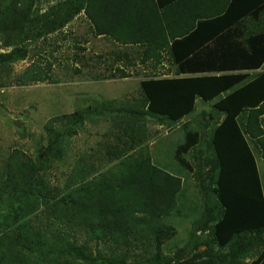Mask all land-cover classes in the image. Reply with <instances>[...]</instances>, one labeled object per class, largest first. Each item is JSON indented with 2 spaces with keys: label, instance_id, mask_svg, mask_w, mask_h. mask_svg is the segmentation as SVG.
<instances>
[{
  "label": "trees",
  "instance_id": "trees-1",
  "mask_svg": "<svg viewBox=\"0 0 264 264\" xmlns=\"http://www.w3.org/2000/svg\"><path fill=\"white\" fill-rule=\"evenodd\" d=\"M48 1L0 0V81L31 45L54 35L65 41L80 15L94 38L118 48L110 73L89 80L131 78L137 62L146 73L135 97L51 117L33 154L7 153L0 264H264V0ZM51 70L32 60L15 83H58ZM197 100L211 104L212 120L182 125L174 174L152 160L149 123L178 124ZM91 117L108 129L53 181L50 169ZM186 172L200 207L184 197ZM191 215L187 242L165 252L177 235L171 221ZM185 252L191 258L182 263Z\"/></svg>",
  "mask_w": 264,
  "mask_h": 264
},
{
  "label": "rangeland",
  "instance_id": "rangeland-1",
  "mask_svg": "<svg viewBox=\"0 0 264 264\" xmlns=\"http://www.w3.org/2000/svg\"><path fill=\"white\" fill-rule=\"evenodd\" d=\"M52 1L48 2L53 3ZM63 34L66 36L65 41H62L60 35H54L44 42L38 41L31 45L26 60L13 64L7 74H1L3 80L0 81V165L12 149L20 148L33 154L39 144L45 142L44 124L51 117L71 113L76 108L82 109L87 104L95 105V102L98 101L121 99L126 96L130 98L138 95L139 82L146 73L138 62L135 66H129L128 70L133 73L131 78L102 81L88 79V74L102 78L110 73L106 67L110 66L114 57L111 59L109 53L118 48L116 49L113 43L103 38H94L83 15L70 23L64 29ZM0 52H4V50H0ZM76 55L77 63L74 62ZM100 56H102L101 62L98 60ZM36 59L40 62L49 61L52 64L50 75L53 79H58V83H37L27 86H18L15 83L16 76L32 60ZM123 61L117 62L122 64ZM167 64L169 63L167 62ZM75 67L81 70V75L73 74ZM170 68L167 65V69ZM71 75L74 76L72 79H70ZM210 105L197 100L195 111L171 127L149 123L151 135L148 144L152 160L157 166L179 174L175 167L173 153L175 145L183 137L182 125L188 123L190 128L198 129L195 124L199 121L212 120ZM204 111L207 116L201 115ZM91 118L87 120L85 127L70 139L68 156L50 169L49 176L53 181L62 177L63 171L70 165L76 153L95 147L101 140V135L108 129V122H104L100 118ZM93 118L96 120L94 121ZM259 164L262 174H264L262 162L259 161ZM182 174H185L182 176L185 184L184 197L189 200L190 206H198L200 195L195 187V180L187 172ZM181 216L171 221L177 230V235L164 245L165 252H177L188 240V231L194 215ZM204 250L205 247H201L199 252ZM190 258L191 254L188 252L181 255L182 263L189 261Z\"/></svg>",
  "mask_w": 264,
  "mask_h": 264
},
{
  "label": "crops",
  "instance_id": "crops-1",
  "mask_svg": "<svg viewBox=\"0 0 264 264\" xmlns=\"http://www.w3.org/2000/svg\"><path fill=\"white\" fill-rule=\"evenodd\" d=\"M161 66L164 67V69L161 72L165 71L166 73H168V75L174 73V67L173 66L169 69L170 71L167 69V65L162 64Z\"/></svg>",
  "mask_w": 264,
  "mask_h": 264
},
{
  "label": "water",
  "instance_id": "water-1",
  "mask_svg": "<svg viewBox=\"0 0 264 264\" xmlns=\"http://www.w3.org/2000/svg\"><path fill=\"white\" fill-rule=\"evenodd\" d=\"M16 126H18L17 124H15Z\"/></svg>",
  "mask_w": 264,
  "mask_h": 264
}]
</instances>
